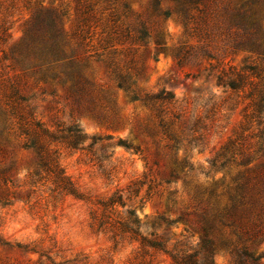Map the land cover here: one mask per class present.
<instances>
[{
    "label": "rangeland",
    "instance_id": "374dc122",
    "mask_svg": "<svg viewBox=\"0 0 264 264\" xmlns=\"http://www.w3.org/2000/svg\"><path fill=\"white\" fill-rule=\"evenodd\" d=\"M173 4L0 0V264H138L137 240L115 244L93 224L104 209L100 203L116 192L124 206L106 208L108 216L132 209L140 233L165 246L147 248L150 264H171L175 250L197 249L196 225L205 221L213 237L252 255L239 263L235 251L219 247L211 264H264V151H258L256 125L244 127L250 87L215 84L230 71H246L243 83L264 84V40L259 47L242 44L245 37L218 16L195 32L194 22L185 26L174 12L161 14ZM258 16L264 37V6ZM54 45L60 51L51 57ZM162 89L173 93L174 103L148 108L131 99ZM13 102L51 131L77 124L86 136L102 137L91 148L89 139L82 149L49 144L81 198L59 193L37 172ZM173 113L179 116L172 130L182 135L177 149L168 147L160 125ZM195 118L192 132L186 123ZM192 133L199 138L188 145ZM230 137L241 153L221 166L218 153ZM117 138L138 150L115 145ZM182 160L179 177L166 182L174 161ZM236 178L247 184L246 196L223 223L219 214L231 207ZM180 215L186 220H175Z\"/></svg>",
    "mask_w": 264,
    "mask_h": 264
},
{
    "label": "trees",
    "instance_id": "16d2710c",
    "mask_svg": "<svg viewBox=\"0 0 264 264\" xmlns=\"http://www.w3.org/2000/svg\"><path fill=\"white\" fill-rule=\"evenodd\" d=\"M158 3L160 0H154ZM173 7L165 8L161 11L164 17H168L171 12H174L178 19H180L186 26L189 22H194V31L200 32L202 25L206 23L208 18L222 17V19H228L232 27L238 30L244 37L242 44L252 47H259L263 42L264 37L260 33L261 23L258 16L260 8L264 6V0H170ZM109 6V3H107ZM92 10L93 7H89ZM53 21V19H52ZM140 34H145V30L142 27ZM60 49L54 45L50 49V56H58ZM250 73H254V67L247 66ZM249 76V74H248ZM247 78L246 71H230L223 72L217 75L216 85L222 86L225 89L232 91H239L244 89L246 85H249L250 89L247 91V97L249 103L247 107L249 111L244 114V127L250 128L253 124L256 125L255 136L257 137L258 151H264V84L256 83H243ZM119 87H122V82L119 83ZM126 89V88H125ZM133 100L139 99L148 108H154L157 104L160 107L163 103H174V95L170 91L161 90L156 93L144 94L142 96L133 94ZM156 108V107H155ZM11 109L18 119V128L20 133L24 136V145L26 148L33 149L36 153L35 165L37 166V172H43L48 175L54 185V188L59 193L70 194L74 197L81 198V194L77 191L76 187L64 174L61 168L58 158L55 155L56 150H51L49 144L51 142H61L66 147L71 149L83 148V143L89 139L86 147L91 148L102 137L86 136L82 133L77 124H71L66 127L58 126L55 131L49 130L42 122L35 119L31 113H24L23 107L13 102ZM158 113L161 114L162 110L158 108ZM173 118L170 120H164L160 118V125L164 138L168 141V147L177 149L182 135L172 130L173 119L178 118L179 114L173 113ZM187 129L196 132L199 126V119H194L193 122L186 123ZM199 135V134H198ZM111 136L105 137V139H111ZM199 137L192 133L187 138V144L191 145L192 142ZM115 145L122 146L126 149H132L137 151L138 148L132 146L127 140L117 138L114 141ZM236 141L234 138H229L227 142L221 147L219 156L224 158L221 166L227 164L230 161H236V154H240ZM249 159L245 163H248ZM240 163L243 164L242 161ZM186 162L174 161V167L168 170L166 182L179 177V172L185 166ZM247 184L238 181V178L234 180L233 192L229 195L230 208L224 210V214H219V217L223 223L227 213L234 207L235 204H240L244 200L246 193L244 191ZM104 208L99 217H93L95 224L98 228L106 229L110 233V237L115 244L124 239L137 240L140 245L141 254L138 264H150L148 260L144 259V255L147 253V248L165 250L164 244L156 238H146L139 231L140 220L133 212L132 209H126L124 215L118 216L116 219L110 218L105 212L106 208L114 209L117 206H124L121 193H114L106 200L100 203ZM165 222L166 219L161 218ZM175 220H186L182 215L178 216ZM174 220V221H175ZM197 229L201 232L198 248L190 251L189 249H177L175 252L170 253L172 263L171 264H211V254L215 248L229 247V249L235 251L238 255V262L242 263L243 257L251 258L252 255L248 251L247 247L236 244L228 243L225 240L216 239L210 233V224L205 222L197 223ZM138 257V255H137Z\"/></svg>",
    "mask_w": 264,
    "mask_h": 264
}]
</instances>
